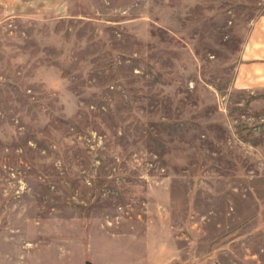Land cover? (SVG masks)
I'll use <instances>...</instances> for the list:
<instances>
[{
  "label": "rangeland",
  "instance_id": "obj_1",
  "mask_svg": "<svg viewBox=\"0 0 264 264\" xmlns=\"http://www.w3.org/2000/svg\"><path fill=\"white\" fill-rule=\"evenodd\" d=\"M259 28L264 0L0 9V264H264Z\"/></svg>",
  "mask_w": 264,
  "mask_h": 264
},
{
  "label": "crops",
  "instance_id": "obj_2",
  "mask_svg": "<svg viewBox=\"0 0 264 264\" xmlns=\"http://www.w3.org/2000/svg\"><path fill=\"white\" fill-rule=\"evenodd\" d=\"M64 0H0V9L11 17H31L46 16L63 11ZM61 8V9H60ZM60 9V10H59ZM264 28H259V30ZM257 42L251 45V42ZM250 53L248 56L258 67H254L251 71L256 79L254 81H264V38L250 40L248 43ZM248 50V51H249ZM248 59V58H247ZM246 74L243 79H246ZM248 78V77H247ZM24 257V256H23ZM21 264H26L21 261ZM51 264H68V263H51Z\"/></svg>",
  "mask_w": 264,
  "mask_h": 264
}]
</instances>
